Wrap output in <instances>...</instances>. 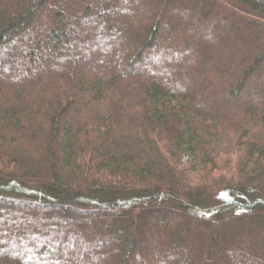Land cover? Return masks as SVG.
Returning <instances> with one entry per match:
<instances>
[{"label":"trees","instance_id":"1","mask_svg":"<svg viewBox=\"0 0 264 264\" xmlns=\"http://www.w3.org/2000/svg\"><path fill=\"white\" fill-rule=\"evenodd\" d=\"M214 1L0 0V264H264V0Z\"/></svg>","mask_w":264,"mask_h":264},{"label":"rangeland","instance_id":"2","mask_svg":"<svg viewBox=\"0 0 264 264\" xmlns=\"http://www.w3.org/2000/svg\"><path fill=\"white\" fill-rule=\"evenodd\" d=\"M200 1H202V2H204L205 4H207V6L210 8V9H212L213 11H215L214 9H222L221 8V5H219V3L217 2V1H214V0H200ZM139 4H140V2H139ZM136 5H138V4H135V6ZM226 7V6H225ZM135 8H137V7H135ZM234 10V12L235 13H241V10L240 9H233ZM243 13V12H242ZM203 15L205 16V15H207V12H204L203 13ZM194 16V15H193ZM95 25V24H94ZM228 24L227 23H223V24H220L219 26H218V30L220 31V34H219V39H221L222 37H224L225 38V35L228 33V32H230V28L227 26ZM94 29V28H93ZM92 29V30H93ZM91 30V31H92ZM244 36L242 35V36H240V38L239 39H242ZM217 41V40H216ZM229 41V40H228ZM18 45H20V43L18 44H15V45H13L12 46V48L13 47H15V46H18ZM232 47H233V45L231 44V42H226L225 43V47H224V49H223V51L226 53L227 52V55H229L230 57H234V56H236L235 54H234V52L232 51ZM223 51H222V53H223ZM198 50L196 51V53L193 55V56H191V57H188V64H189V66L190 67H192L191 66V64L192 63H194V62H197V60H198V57H197V55H198ZM161 54V53H160ZM163 57H164V55H163ZM161 58V60H165V57L164 58ZM117 58V57H116ZM187 58V57H186ZM237 61H239V59L237 58ZM120 66H121V63L120 62H118V65H117V68H120ZM140 69V67H137L136 68V70H139ZM153 75H155L154 73H152ZM213 80H216L214 77H212V76H202L201 78H199V79H197V81H191V82H189L186 86H185V88L188 90V91H194V92H196V95H197V98H198V101H199V103H205V104H207V106L210 108V109H215V108H217V109H221L220 111L222 112V113H230V115H233V113H237V114H239L240 113V111H241V109H242V107L244 106V105H242L241 107H239L238 109H233V107L231 106V103H229L228 104V106L225 104V103H223V100L222 99H220L219 97H217V96H215V95H213L212 93H211V91H213V89L215 88V84H213L214 83V81ZM205 82H207V85L205 84ZM206 87L207 88V91L206 92H204V93H202L201 92V89H202V87ZM43 210V209H42ZM87 216H91V214H88ZM92 216H96V214H94V213H92ZM257 218L258 217H254V219L257 221ZM238 221L239 220H241V218L240 217H238V219H237ZM184 221H186V222H188V223H193L194 222V220L192 219V218H190V217H186L185 219H184ZM226 228L228 227H230L231 226V223L229 222V223H226V225H224ZM203 241V240H202ZM92 251H95L94 249L92 250Z\"/></svg>","mask_w":264,"mask_h":264}]
</instances>
